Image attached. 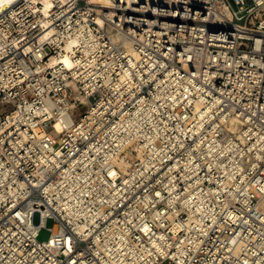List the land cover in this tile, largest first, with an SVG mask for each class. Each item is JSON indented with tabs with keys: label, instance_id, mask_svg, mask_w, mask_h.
<instances>
[{
	"label": "built area",
	"instance_id": "built-area-1",
	"mask_svg": "<svg viewBox=\"0 0 264 264\" xmlns=\"http://www.w3.org/2000/svg\"><path fill=\"white\" fill-rule=\"evenodd\" d=\"M169 72L228 119L209 162L195 146L210 122L190 136L185 90L155 97ZM139 106L161 110L166 140L154 145L171 158L128 186L150 152L120 150L110 135ZM234 163L237 184L223 189L217 181ZM203 176L215 181L185 186ZM166 188L216 191L190 215L163 199ZM0 264H264V0H15L2 9Z\"/></svg>",
	"mask_w": 264,
	"mask_h": 264
},
{
	"label": "bare ground",
	"instance_id": "bare-ground-1",
	"mask_svg": "<svg viewBox=\"0 0 264 264\" xmlns=\"http://www.w3.org/2000/svg\"><path fill=\"white\" fill-rule=\"evenodd\" d=\"M13 1L15 0H2L0 2V11ZM62 63L68 67L71 66V63L67 56H64V58H62ZM158 83L160 85V90L155 94V97L157 99H160L165 96L163 92L164 88H173L175 90V93L168 95V97L171 98L176 96L177 92L185 90V93L179 95L180 99L182 100L183 96L186 95V106H188V104L190 103L194 105L193 116H191L190 121L196 123V128L191 133V137H193L197 133L202 134L204 124L210 122L209 124L211 126V130L206 131L210 137L206 138L205 141L198 140L195 146V148L199 147L201 150L204 148L203 151L199 152V156L209 162L210 158L214 156V150L217 149V146H212L210 143L216 141L215 136H217L221 131H226V123L228 122L226 115L219 114L215 103L205 105L204 98L198 96L197 100H193L192 97H189V94H193V91L189 87V85L193 83V81L190 79L179 81L178 79L171 77V72H169L166 76V81L164 83L162 81H159ZM74 88L76 89V87ZM74 97L82 102H86V98L83 95L74 93ZM162 102V104L166 103V101ZM201 105H204V108H200ZM164 110L165 108L163 107V115ZM156 115H161V110L158 109V107H152L147 110H144L142 106H139L135 109L132 114H130L129 117L121 118L120 122H118V124L114 127L113 132L114 134L118 133V136L112 137V133L110 135L111 140L119 142L117 144L119 145L118 148L120 150H124L131 143H136L138 149L143 150L145 152H150L149 158L142 159L141 164L138 166V168L132 174L128 175V186H140V182L147 178L145 174L146 172L151 170L153 173L155 169H158L160 163L171 158L168 152L154 145V141L157 139V137H162L164 141L166 140L163 136L166 130V128L164 127L165 124H159V121L161 122L162 120L160 117H156ZM179 118H183V120L186 119V117L182 116H180ZM229 121L232 123L236 122L235 119L230 118ZM181 133H183L185 136L187 135L185 131ZM241 140L243 141L244 139ZM252 149L253 151L246 155L250 159L259 156L261 144L256 141L255 144L248 148V151H251ZM227 150L231 151L233 155H242L243 153L242 151L238 150L235 144H231V146L228 147ZM230 160H234L233 157H230ZM235 165L236 164L234 163L229 167V172L224 170L227 176V181H217L222 185L221 187L223 189H225L226 187L236 186L237 180L235 181L234 178L237 174V171L232 169V167ZM182 166L186 169L188 167V163H183ZM249 166H253L255 168V166L251 163L249 164ZM151 167L153 168L151 169ZM174 168L176 169V171H181V168L178 167L177 163L174 164ZM174 168L170 167L169 170L172 171ZM210 168L211 165H208V169ZM121 169L123 170V166ZM242 178H244L243 174H241V179ZM136 180H138L137 184L135 183ZM181 180H188V176L186 175V173H181ZM205 181H207L208 183H213L215 180L212 179L210 176L196 177L194 178L193 182H186L185 186L200 187L203 186V183ZM165 186L168 185L166 184ZM217 189H219V187H217ZM166 190L169 195L163 199L167 200L169 204H173L174 202H183L184 207L189 211L190 215L194 213H200L203 207L205 206V201H207V199L209 200L212 194L214 195V192L216 191L215 189L211 192L207 191L205 193H198L197 188L195 189V191H189L187 194L181 195L176 192H173L172 188H166Z\"/></svg>",
	"mask_w": 264,
	"mask_h": 264
},
{
	"label": "rangeland",
	"instance_id": "rangeland-1",
	"mask_svg": "<svg viewBox=\"0 0 264 264\" xmlns=\"http://www.w3.org/2000/svg\"><path fill=\"white\" fill-rule=\"evenodd\" d=\"M38 223H39V215L35 214L34 217H33V224L34 225H38ZM52 225H53V221L52 220H50V219L46 220L45 228H51ZM49 236H50V232L48 230L41 229L39 234H38V238L37 239H38L39 242H43V241L45 242V241L48 240Z\"/></svg>",
	"mask_w": 264,
	"mask_h": 264
},
{
	"label": "water",
	"instance_id": "water-1",
	"mask_svg": "<svg viewBox=\"0 0 264 264\" xmlns=\"http://www.w3.org/2000/svg\"><path fill=\"white\" fill-rule=\"evenodd\" d=\"M2 0H0V2H1Z\"/></svg>",
	"mask_w": 264,
	"mask_h": 264
}]
</instances>
